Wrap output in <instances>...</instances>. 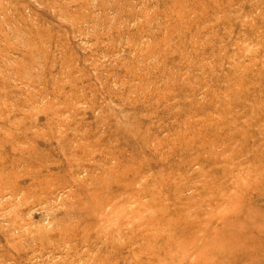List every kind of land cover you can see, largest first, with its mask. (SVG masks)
Instances as JSON below:
<instances>
[{
  "label": "rangeland",
  "instance_id": "1",
  "mask_svg": "<svg viewBox=\"0 0 264 264\" xmlns=\"http://www.w3.org/2000/svg\"><path fill=\"white\" fill-rule=\"evenodd\" d=\"M0 264H264V0H0Z\"/></svg>",
  "mask_w": 264,
  "mask_h": 264
}]
</instances>
